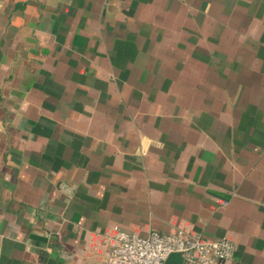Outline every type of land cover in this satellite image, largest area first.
Returning a JSON list of instances; mask_svg holds the SVG:
<instances>
[{"label":"crops","instance_id":"obj_1","mask_svg":"<svg viewBox=\"0 0 264 264\" xmlns=\"http://www.w3.org/2000/svg\"><path fill=\"white\" fill-rule=\"evenodd\" d=\"M116 225L264 264V0H0V264Z\"/></svg>","mask_w":264,"mask_h":264},{"label":"built area","instance_id":"obj_2","mask_svg":"<svg viewBox=\"0 0 264 264\" xmlns=\"http://www.w3.org/2000/svg\"><path fill=\"white\" fill-rule=\"evenodd\" d=\"M235 251L228 238L208 239L178 228L169 233L152 230L142 235L114 226L109 264H165L170 253L181 252L184 264H225Z\"/></svg>","mask_w":264,"mask_h":264},{"label":"water","instance_id":"obj_3","mask_svg":"<svg viewBox=\"0 0 264 264\" xmlns=\"http://www.w3.org/2000/svg\"><path fill=\"white\" fill-rule=\"evenodd\" d=\"M165 264H184V258L181 252H172L167 257Z\"/></svg>","mask_w":264,"mask_h":264}]
</instances>
